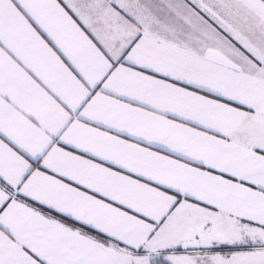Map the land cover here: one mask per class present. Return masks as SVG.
<instances>
[{"label": "snow or ice", "instance_id": "1", "mask_svg": "<svg viewBox=\"0 0 264 264\" xmlns=\"http://www.w3.org/2000/svg\"><path fill=\"white\" fill-rule=\"evenodd\" d=\"M0 264H264V0H0Z\"/></svg>", "mask_w": 264, "mask_h": 264}]
</instances>
